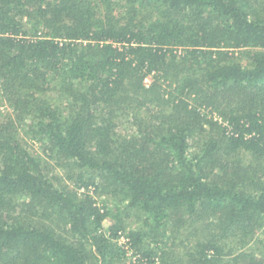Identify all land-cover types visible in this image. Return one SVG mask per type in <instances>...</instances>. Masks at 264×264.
<instances>
[{
	"label": "trees",
	"instance_id": "16d2710c",
	"mask_svg": "<svg viewBox=\"0 0 264 264\" xmlns=\"http://www.w3.org/2000/svg\"><path fill=\"white\" fill-rule=\"evenodd\" d=\"M0 100V264H264V0H0Z\"/></svg>",
	"mask_w": 264,
	"mask_h": 264
},
{
	"label": "rangeland",
	"instance_id": "374dc122",
	"mask_svg": "<svg viewBox=\"0 0 264 264\" xmlns=\"http://www.w3.org/2000/svg\"><path fill=\"white\" fill-rule=\"evenodd\" d=\"M145 82H149L148 79L145 80ZM5 110V104L3 102H1L0 100V111H4ZM104 200L103 197L99 198V202H102ZM127 239L123 236H121L118 240V244H122L125 248H127ZM127 259L126 261L128 262H125L124 264H129V262H134L136 260V256L132 253V251L130 249L127 248ZM135 264H139L138 262H135Z\"/></svg>",
	"mask_w": 264,
	"mask_h": 264
}]
</instances>
